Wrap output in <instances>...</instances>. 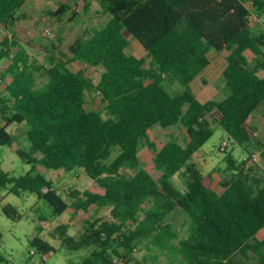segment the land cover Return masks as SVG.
I'll list each match as a JSON object with an SVG mask.
<instances>
[{
	"label": "trees",
	"instance_id": "obj_1",
	"mask_svg": "<svg viewBox=\"0 0 264 264\" xmlns=\"http://www.w3.org/2000/svg\"><path fill=\"white\" fill-rule=\"evenodd\" d=\"M27 1L0 0V24L14 27ZM83 1L87 12L90 0ZM96 1L108 20L91 25L88 36H78L65 52L51 41L46 63L34 64L15 34L0 42V62L10 61L0 73L10 77L0 93V145L16 144L15 152L30 166L20 176L0 166V190L35 193L53 216L93 206L78 239L66 233L67 224L57 227L64 247L89 249L77 264H149L148 257L158 254L169 264H264V237L258 236L264 229V169L249 163L257 151L264 158V144L248 122L264 102V29L251 27L253 18L264 21V0ZM70 12L68 19L77 21L70 4L47 10L58 23ZM131 39L147 51L149 66L141 51L127 52ZM212 49L228 51L222 72L228 92L221 100L202 102L191 85L208 67ZM71 63L102 66L99 81L82 68L72 70ZM36 70L47 81L38 84ZM170 81L182 88L170 91ZM94 92L101 93L106 115L86 108V94ZM13 123L27 126L22 142L8 131ZM214 123L246 153L241 161L232 153L225 156L222 191L214 186L216 171L205 174L194 161L213 136ZM177 124L187 133L184 143L171 138L158 146L148 137L156 125ZM143 140L154 153V172L141 161ZM38 168L56 177L81 170L101 190L74 188L68 202L54 178ZM103 208L109 209L107 216L99 215ZM176 208L187 219L183 237L168 219ZM2 211L13 220L22 217L10 203ZM49 222L41 216L39 232ZM32 244L45 254L55 250L38 236ZM141 247L151 253L138 258Z\"/></svg>",
	"mask_w": 264,
	"mask_h": 264
},
{
	"label": "rangeland",
	"instance_id": "obj_2",
	"mask_svg": "<svg viewBox=\"0 0 264 264\" xmlns=\"http://www.w3.org/2000/svg\"><path fill=\"white\" fill-rule=\"evenodd\" d=\"M83 2V0H29L20 12L19 16L21 18L14 27L9 29L3 24H0V42L6 35H10L11 33L15 34L17 36V41L26 48L34 64L41 65L46 63L47 51L45 46L51 41L65 52L68 49V45L77 36H88L87 31L91 25H103L106 22L109 16H104V13H98L95 10L84 13L82 8ZM62 3L70 4L72 8H75L79 13L77 21H70L68 19L71 12L68 13L65 19L60 23L56 22L55 19L47 13L48 9L57 8ZM251 27L255 31L263 30L264 21L262 19H255ZM46 28H49L50 31H45ZM134 50H139L146 56L147 61L145 65L149 66L151 57L136 39H131L127 47V52L132 53ZM248 55L252 57L251 52H248ZM9 63L10 61L7 59L1 60L0 73L2 71L4 72L5 67H7ZM69 65L74 71L82 68L86 75L94 82L99 81L101 72L103 71L102 66H90L84 63H71ZM213 70L212 73L209 71L201 73L191 85L196 97L202 102L220 100L228 92L221 78V67L217 70ZM41 72L42 71L39 70L34 72L38 84L47 81V76L40 74ZM9 80L10 77H2L0 74V93L5 91L6 84ZM168 88L170 91H175L181 89L182 86L176 81H170L168 83ZM104 107L105 104L102 102V95L100 92L86 94L87 109L99 110L106 115ZM263 109L264 102L254 110V122H252V124L256 125V119L262 114ZM212 127L214 129V134L201 149L206 152L205 158L209 160L212 165L216 166V171L219 174V172H223L227 166V162L224 158L228 153H232L239 161L245 157L244 155L246 153L242 147L231 142L227 132L219 124L214 123ZM26 129L27 126L25 124L18 123H13L8 127V131L16 137L17 142H22L23 139H25ZM261 135L264 137V131H261ZM148 137L155 141L158 146H162L171 138L184 143L187 139V133L181 124L165 129L156 125L148 131ZM223 142L227 144L225 151L220 150ZM16 147V144L12 147L0 145V166L4 170L10 172L11 175L20 176L25 174L30 169V166L17 155L15 152ZM256 154L254 161L264 165L263 155L259 151H257ZM153 155V151L148 148L143 140L140 149V158L143 165L145 164L152 172L155 171ZM197 161L200 162L198 159ZM210 170L211 169L206 170L203 168L204 172ZM123 171L134 173V169L129 167H125ZM59 174L60 177L53 176L55 181L54 185L68 202L72 201V198L68 195L69 191L74 188L79 190H101L100 186L93 179L86 176L81 170H73L71 172L61 171ZM50 177H52V175H50ZM173 181L177 187L181 188V182L178 178H174ZM8 203L14 205L18 209L22 214L21 219L13 220L3 213L2 206ZM51 213L52 207L46 201L38 198L35 193L23 192L18 196L9 193L8 189L0 190V253L5 257V261L0 262V264H77L78 261L88 253L89 249L73 251L64 247L57 227L61 224H67L68 228L66 233L78 239L84 232L86 221L92 219L93 209L75 212L72 207H69L61 215L53 216ZM108 213L109 209L107 208L99 215L107 216ZM41 216L48 217L50 222L44 227L43 231L39 232L37 228L41 226ZM168 219L174 224L175 230L180 233L179 236L183 237L186 230L187 219L181 210L176 208L168 216ZM261 234H264V231ZM35 236L48 241L55 247V250L47 254L40 251L32 244V239ZM146 251L148 250L145 247H141L136 251V256L142 258L146 254ZM157 257L158 258L149 256V264H169V258L165 254H158ZM246 262L253 263V261Z\"/></svg>",
	"mask_w": 264,
	"mask_h": 264
},
{
	"label": "crops",
	"instance_id": "obj_3",
	"mask_svg": "<svg viewBox=\"0 0 264 264\" xmlns=\"http://www.w3.org/2000/svg\"><path fill=\"white\" fill-rule=\"evenodd\" d=\"M29 1V0H28ZM28 1L25 3V5L22 7V9L26 6V4L28 3ZM84 4V3H83ZM89 5H90V7L88 8V10H87V12H90V11H96V12H101V13H103L102 12V8H101V6L99 5V3L96 1V0H90V2H89ZM82 8H83V6H82ZM22 9L19 11V14H20V12L22 11ZM100 9V10H99ZM84 12V11H83ZM87 12H84V13H87ZM104 16H107V14H105L104 13ZM109 18V17H108ZM108 18H107V20H108ZM106 20V21H107ZM94 25H96V24H94ZM78 37V36H77ZM76 37V38H77ZM75 38V39H76ZM74 39V40H75ZM73 40V41H74ZM72 41V42H73ZM248 52H250V51H248ZM248 52L246 53L247 55H248ZM143 54V53H142ZM227 54H228V51H226V50H224V51H216V50H210L209 52H208V57H209V59H210V63H209V65H208V67L206 68V69H204L203 70V72H213L214 70L213 69H215V70H217L218 68H220L221 67V70H220V72H221V78H222V80H223V77H222V72H223V70H224V68H225V66H226V56H227ZM144 55V54H143ZM203 72H201V73H203ZM200 73V74H201ZM199 74V75H200ZM260 74L261 75H263V72H260ZM226 95H227V93H226ZM225 95V96H226ZM224 96V97H225ZM223 97V98H224ZM222 98V99H223ZM221 100V99H220ZM253 118H254V111H253V113L251 114V116H250V118H249V120H248V122H249V124L254 128V130H255V136L257 137V139H260L261 140V142L264 144V137L261 135V131H264V109H263V112H262V114L259 116V118L258 119H256V121L257 122H255L256 123V125H254V124H252V122H254L253 121ZM203 147V146H202ZM201 147V148H202ZM199 149L196 153H195V155H194V161L197 163V165L199 166V168L202 170V172L203 173H208V172H210V171H212V170H217V168H216V166H214V165H212V163L209 161V160H207L206 158H205V155H206V152L205 151H203L202 149ZM245 156V155H244ZM197 159L198 160H200V162H198L197 161ZM203 164V165H202ZM261 166H262V168L264 169V165L263 164H261ZM203 168L204 169H206V170H208V169H211L210 171H208V172H204L203 171ZM45 170V171H43V170ZM38 170L39 171H41L42 173H44V174H48V177L50 176V175H52V177L54 176L53 174H51V173H49L48 172V170H46L45 168H38ZM59 179V178H58ZM221 179H222V177H221V174L219 173H217V171L215 172V181H214V186L216 187V189L218 190V191H222L223 190V188L220 186V181H221ZM217 183V184H216ZM90 209H93V211L95 210V208L93 207V206H91L90 207ZM105 209H107V208H103L102 210H100V212H99V214H102L103 213V211L105 210ZM264 231V229L263 230H261L260 231V233L258 234V236L260 237V238H262V237H264V234H261L262 232ZM149 253H151V251H146V256L149 254ZM144 255V256H145Z\"/></svg>",
	"mask_w": 264,
	"mask_h": 264
},
{
	"label": "built area",
	"instance_id": "obj_4",
	"mask_svg": "<svg viewBox=\"0 0 264 264\" xmlns=\"http://www.w3.org/2000/svg\"><path fill=\"white\" fill-rule=\"evenodd\" d=\"M251 19H252V18H251ZM253 21H255L254 18L252 19V22H253ZM251 24H252V23H251ZM45 31L49 32L50 30H49V28H46ZM226 148H227V144H226V142H223L222 146L220 147V150H221V151H225ZM256 153H257V152H255V153L252 155V157L249 159V163L254 162V158H255L256 155H257ZM244 159H246V158L244 157ZM0 245H1V239H0Z\"/></svg>",
	"mask_w": 264,
	"mask_h": 264
}]
</instances>
